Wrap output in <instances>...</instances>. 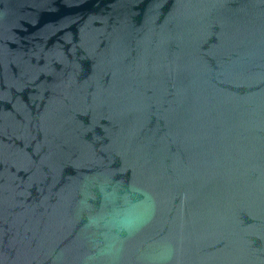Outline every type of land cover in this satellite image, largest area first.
<instances>
[{"label":"water","instance_id":"water-1","mask_svg":"<svg viewBox=\"0 0 264 264\" xmlns=\"http://www.w3.org/2000/svg\"><path fill=\"white\" fill-rule=\"evenodd\" d=\"M0 264H264V0H0Z\"/></svg>","mask_w":264,"mask_h":264}]
</instances>
